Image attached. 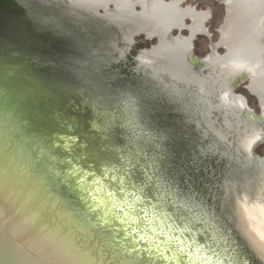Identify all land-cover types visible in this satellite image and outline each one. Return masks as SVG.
Segmentation results:
<instances>
[{
  "label": "rangeland",
  "instance_id": "374dc122",
  "mask_svg": "<svg viewBox=\"0 0 264 264\" xmlns=\"http://www.w3.org/2000/svg\"><path fill=\"white\" fill-rule=\"evenodd\" d=\"M71 1L88 11L61 0L0 6V105L17 110L4 153L13 143L14 156L27 164L26 173L33 171L51 208L83 217L86 239L96 236L99 253L109 250L116 264H202L200 257L209 264H256L230 211L235 196L254 199L263 189L264 139L254 158L239 151L254 131L239 106L247 102L252 113L264 114V100L251 89L264 84V75L230 89V73L217 58L229 51L221 31L227 7L217 0H184L183 11L174 5L179 0ZM154 2L156 18L145 11ZM244 12L230 11L229 49L255 54L263 71V17L251 24ZM177 16L188 18V26L192 17L205 23L189 55L210 57V71H197L174 47L173 38L190 36L187 25L164 37L162 20L168 28ZM256 22L255 36L245 40ZM135 28L146 33L129 43ZM161 44L167 47L160 51ZM209 80L215 83L203 89ZM222 87L229 88L225 105ZM95 180L127 215L111 203L97 210L85 191ZM143 252L152 262L143 263Z\"/></svg>",
  "mask_w": 264,
  "mask_h": 264
},
{
  "label": "water",
  "instance_id": "95a60500",
  "mask_svg": "<svg viewBox=\"0 0 264 264\" xmlns=\"http://www.w3.org/2000/svg\"><path fill=\"white\" fill-rule=\"evenodd\" d=\"M61 1L72 8L86 10L75 7L71 0ZM217 1L228 7L226 0ZM13 5V0H0V6L13 7ZM101 10L99 9L98 13L89 12L98 15ZM113 10L116 12L114 7ZM136 29L133 33H135ZM176 30L179 31L178 29ZM133 33L130 36L132 38L131 40L129 39V43H134V38L137 35L146 32ZM212 47L215 49L217 46L212 44ZM188 58L197 71L202 70L203 73L210 71L206 67V59L199 60L191 55ZM136 61L140 62L139 60ZM244 80L246 78L234 83V87ZM16 111L13 107L4 108L0 105V116L3 114V118H0V135H2L4 142L9 138L8 130L12 131V128H10L14 125L12 120H17ZM244 114H247L245 121L249 127L254 129H257L255 128L257 126L264 127L263 114L256 115L249 109H246L241 116H244ZM18 129L15 130L13 128V132L18 131ZM248 130L247 132H249ZM259 142L253 147L251 158L255 157L254 149ZM13 145L12 143V147L6 151V154L4 153L5 151L3 152L2 160L3 167L5 166L4 176L9 174L12 181L5 180V176L2 185H0V195L3 196L0 197V264H116L112 262L109 250H103L102 254L99 253L101 242L96 236L93 239H86L83 233L71 232L63 226L55 227L52 218L48 215L38 214V217L32 215L37 211L29 202L34 205L45 204L49 208L53 206V203L49 202V200L47 201L43 193L41 194L37 189L33 171L30 170L26 173L25 166L27 167V164L23 161L19 162L14 156ZM239 151L246 157L247 154L240 147ZM261 166H264V160ZM8 194L18 197H5ZM59 209V206H56L54 210L51 208L55 212L53 214L57 212L61 216L63 214L70 217L69 214ZM27 210L31 211V215L26 212ZM92 232L97 233L98 230H92ZM63 233L65 235L62 238Z\"/></svg>",
  "mask_w": 264,
  "mask_h": 264
},
{
  "label": "bare ground",
  "instance_id": "6f19581e",
  "mask_svg": "<svg viewBox=\"0 0 264 264\" xmlns=\"http://www.w3.org/2000/svg\"><path fill=\"white\" fill-rule=\"evenodd\" d=\"M243 1H247V0H227V2L229 4L240 3ZM184 46H186V43H184ZM244 65H246V64L240 60L236 63H232L229 72L235 74L236 72H239L238 70H243ZM69 74H70V72H69ZM258 74L264 75V70L263 71L260 70V71L256 72L255 70L251 69L250 75L252 76L253 79L256 78ZM213 83H215V80H209V82L205 81L204 83H202L203 84L202 87H203V89H205L206 84L210 85ZM251 89L262 100H264V84L260 87H252ZM228 94H229V88L222 87V90L220 92V100H221V103L224 105L226 104V98H227ZM240 105H241V107L239 106V108H240V110H242L245 107V103L240 101ZM263 116H264V114H263ZM262 139H264V132L262 129L261 130L260 129H258V130L254 129V131L250 135H248L244 139H242L243 141L240 143V148L242 149V151H244L247 154L246 155L247 158H251L253 147L255 146V144L258 141H261ZM4 168H5V166H4ZM5 176H4L5 180L12 181L9 174H5ZM0 197H3V196L0 195ZM5 197H18V196H15V195L11 196V194H8ZM228 198H230V197H228ZM29 204L32 207L34 206L36 211H37V212H35V214H32L35 217H38V214L48 215V216H50V218H52V222L55 224L54 225L55 227L63 226L62 216L57 214V212H56V214H53L55 212L52 211L51 208H49L47 205H45V204H35L34 205L32 202H29ZM212 204H214V203H212ZM219 204H220V202H219ZM261 207H264V184H263V189H261V191L256 195V197L254 199H251L250 196H248L246 194H241V195L235 196L233 198V206L231 207V211H230V212H232L231 218L233 217V221H234L233 226H234L235 230L234 229L233 230L237 234H239V236H241V238L245 241V244L247 245L248 249L253 254V257H255V259H256V264L258 262H259V264H264V216H262L258 211ZM26 212L31 215L30 210L29 211L27 210ZM221 215L223 216V214H221ZM46 220H48V219L46 218ZM143 255H144L143 263L144 262L145 263L146 262H152L151 258L148 259L145 256V252H143ZM159 263L160 262H157V264H159Z\"/></svg>",
  "mask_w": 264,
  "mask_h": 264
},
{
  "label": "flooded vegetation",
  "instance_id": "af4514ba",
  "mask_svg": "<svg viewBox=\"0 0 264 264\" xmlns=\"http://www.w3.org/2000/svg\"><path fill=\"white\" fill-rule=\"evenodd\" d=\"M143 0H139V1H136L135 3H137V5H143ZM148 1V0H147ZM227 1V0H226ZM184 2V0H179V2H175L174 5H177L179 7V10L183 11L185 7H182L181 4ZM159 2H154L153 3V8L152 6L151 7H148V5L146 4L145 5V11L148 10L147 8L150 9L151 11V14L153 16V18H156L155 16H157V14L159 13V11L155 10L156 7L158 8ZM228 4V7H227V16L225 18V21L221 27V31H222V34H223V39H222V44L225 45V46H228V53L226 55H218V59L220 60V63L221 64H224L225 66V69H228V72L231 68V64L232 63H236L238 62L239 60L244 62L246 65H244V68L243 70H238L239 72H236L235 74L230 73V89H234V83L238 82L240 79H245L246 80L248 79L249 81H252V76L250 75L251 73V69L252 70H255L256 72H258V69H257V60L255 61V54L253 53H248V52H240L238 53L237 55H233L232 54V51L229 49L231 46H232V41L229 40L228 38V34H229V31L231 29V22H230V11H232V8L233 7H236V6H239L241 8H244V10H246V13L245 14H248L250 17L248 18V22L249 23H253L255 18L256 20L258 21L259 19H261L263 17V22H261V35L263 36V39H264V0H247V1H243V2H240V3H232V4ZM224 6V8H226V6L224 4H222ZM182 7V9L180 8ZM187 8V7H186ZM152 9V10H151ZM188 9V8H187ZM225 10V9H224ZM243 10V9H242ZM191 14L194 13V9L192 8L191 11H189ZM208 14V13H207ZM178 15V14H177ZM188 20V18H179L178 16L176 18H173L171 20V22H169V27L166 28L165 25H163V23L166 21V19L162 20L161 22V26L163 27L164 29V37L166 38L167 35H170L174 30L178 29L179 31H182L183 28H186V21ZM190 20H192L193 24L188 26L189 30L191 31V34L189 37L187 38H183V37H175L173 38V41L175 43V46L174 47H178L179 48V51L181 50L182 52V56H181V59L184 57V60L188 63L189 59L187 56H189V53L191 52V50H193L192 48V42L193 40L195 39V37L197 36V33H196V30L197 31H201L200 33L202 32H206V28H205V23L200 25L197 18L195 20L194 17L190 18ZM258 22H256V24L254 23V25H252V32L248 37H246L245 40L247 39H252L254 36H255V32H253L254 30H258ZM197 27H200V28H197ZM152 33V32H151ZM153 35V33L151 34ZM153 38V37H152ZM162 40L161 42L163 43H166V44H169L168 46H173L169 41L167 40ZM183 40H187L189 43L186 44V46H184V43H182ZM251 41V40H249ZM164 47H167L166 45H160L159 47V50H164ZM168 52V51H167ZM167 52H164V53H167ZM177 54V53H175ZM174 54V55H175ZM212 59L210 57H208L206 59V67L207 68H210L211 67V61ZM224 72L227 71V70H223ZM241 71V72H240ZM205 79V76L203 78V81ZM200 84V83H199ZM202 84V82H201ZM200 86V85H199ZM201 87V86H200ZM246 109H248V106H247V102H246V105L245 107L243 108V112L246 111Z\"/></svg>",
  "mask_w": 264,
  "mask_h": 264
},
{
  "label": "snow or ice",
  "instance_id": "6c2138e0",
  "mask_svg": "<svg viewBox=\"0 0 264 264\" xmlns=\"http://www.w3.org/2000/svg\"><path fill=\"white\" fill-rule=\"evenodd\" d=\"M170 131H174L172 129H164V132H170ZM3 137L2 135H0V185H2L3 183V178H4V167H3ZM85 179H87V177H85ZM112 179H116V177H112ZM118 181V180H117ZM119 182V181H118ZM94 184L96 185V187H92L91 184L86 185L85 186V191L89 192L92 196V199L94 201L97 202L96 204V208L97 210L101 207H107V205L109 203H111L113 208L117 209V212H124L125 215H127V213L125 212L124 208H121L118 204L115 203V200L113 199V193L111 192H106V189L104 187V185L101 183L100 180H95ZM109 185H111V180L109 181ZM123 203L127 204V201H123ZM129 207H131V205H128ZM259 213L264 216V207H261L259 210ZM105 215H107V213H105ZM103 218V217H101ZM81 219H83V217H80L79 219L74 218H70L68 216H64L62 214V222H63V226L65 229L70 230L71 232H75V233H83L85 232V228L82 226V224L79 222ZM92 220H95V217H92ZM125 221L122 219L121 223H124ZM90 223V221H89ZM131 228V223H129V229ZM65 235V233L62 234V238ZM141 239H143V237H141ZM77 251H79V249H77ZM199 252V249H197V253ZM82 255H84V253H82ZM163 257V253L161 254ZM200 261L202 262V264H209V259L206 257H200Z\"/></svg>",
  "mask_w": 264,
  "mask_h": 264
}]
</instances>
